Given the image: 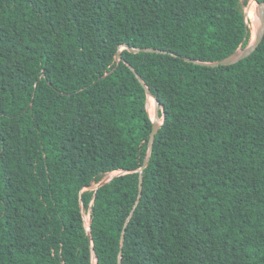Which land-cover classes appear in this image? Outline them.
I'll return each instance as SVG.
<instances>
[{
    "label": "trees",
    "instance_id": "obj_1",
    "mask_svg": "<svg viewBox=\"0 0 264 264\" xmlns=\"http://www.w3.org/2000/svg\"><path fill=\"white\" fill-rule=\"evenodd\" d=\"M248 2L0 0V264H264Z\"/></svg>",
    "mask_w": 264,
    "mask_h": 264
},
{
    "label": "water",
    "instance_id": "obj_2",
    "mask_svg": "<svg viewBox=\"0 0 264 264\" xmlns=\"http://www.w3.org/2000/svg\"><path fill=\"white\" fill-rule=\"evenodd\" d=\"M256 3L260 6L259 25L257 26V28L255 30V35H254L253 39H251V41L249 42V44L246 47L240 46L236 51H234L230 55H228V56H226V57H224L218 61L203 62V61H197V60H194L191 58H186V60L190 61V62H194V63H199L202 65L219 66V65H231V64L238 62L239 60H242V59L248 57L257 48V46L259 45V43L261 42V40L263 39V36H264V2H260V3L256 2ZM123 47H126V48H128L129 51H134V52H139L141 50L139 48L129 47L128 45H123ZM142 50L143 51H149V52H162L160 49H154V48H144ZM116 58L118 61L122 60V57H121V54L119 51L116 53ZM130 68L132 69V71L134 73H136L133 67L130 66ZM136 76L142 82V84L145 86L147 97L150 95L155 99V114H154L153 118L151 117L152 130H151L149 141H148V153H147L142 165L138 169L139 170V193H138V197H137L135 204L133 205V208L131 209V211L129 213V216L126 219L125 225L129 221L130 217L132 216V214H133V212H134V210H135V208L139 202V199H140V196L142 193L143 170L148 165L149 159H150L151 154H152L155 135L158 132L160 125L163 122V117H160V115H159V112H160V110L163 109V107L160 105V102L152 94V92L149 90V88L144 84L143 80L139 77V75L137 73H136ZM160 118L162 119L161 121H160ZM125 172H127V171H125ZM112 177L105 178L100 183H98L96 185V187H99V186L105 184L106 182L111 180ZM124 232H125V229L123 230L121 245H122L123 240H124ZM121 253H122V251L120 250L118 264H121Z\"/></svg>",
    "mask_w": 264,
    "mask_h": 264
},
{
    "label": "bare ground",
    "instance_id": "obj_3",
    "mask_svg": "<svg viewBox=\"0 0 264 264\" xmlns=\"http://www.w3.org/2000/svg\"><path fill=\"white\" fill-rule=\"evenodd\" d=\"M259 12H260V6L252 0L246 9V14L250 18L254 19V26L252 27V34H254V31L256 30V27L259 24ZM149 113H151L150 107H149ZM88 222H89V216H87V223Z\"/></svg>",
    "mask_w": 264,
    "mask_h": 264
},
{
    "label": "rangeland",
    "instance_id": "obj_4",
    "mask_svg": "<svg viewBox=\"0 0 264 264\" xmlns=\"http://www.w3.org/2000/svg\"><path fill=\"white\" fill-rule=\"evenodd\" d=\"M252 0H249V2H248V5H249V3L251 2ZM248 5H247V7H248ZM247 7H246V9H247ZM246 9H245V11H246ZM246 18H247V21H249V26H250V28H251V39H253V37H254V35H255V31H254V34H252V27L254 26V19H252V18H250L247 14H246ZM251 19V20H250ZM259 25V24H258ZM257 28V27H256ZM150 109H151V113H149V115H150V117H154V114H155V108L153 109L151 106H150ZM161 119V118H160ZM162 120V119H161ZM120 173V171H114V172H112V173H110L106 178H110V177H112V176H114V175H117V174H119Z\"/></svg>",
    "mask_w": 264,
    "mask_h": 264
},
{
    "label": "clouds",
    "instance_id": "obj_5",
    "mask_svg": "<svg viewBox=\"0 0 264 264\" xmlns=\"http://www.w3.org/2000/svg\"><path fill=\"white\" fill-rule=\"evenodd\" d=\"M254 1V0H253ZM255 2V1H254Z\"/></svg>",
    "mask_w": 264,
    "mask_h": 264
}]
</instances>
